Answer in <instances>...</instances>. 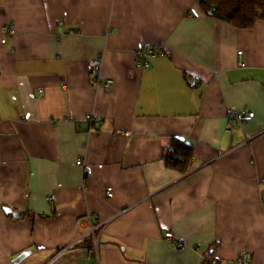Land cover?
I'll return each instance as SVG.
<instances>
[{
  "label": "crops",
  "instance_id": "1",
  "mask_svg": "<svg viewBox=\"0 0 264 264\" xmlns=\"http://www.w3.org/2000/svg\"><path fill=\"white\" fill-rule=\"evenodd\" d=\"M146 45L166 50L148 69ZM100 55L110 91L92 84ZM232 108L254 117L228 132ZM174 138L186 170L165 161ZM212 246L264 264V20L199 0H0V264H205Z\"/></svg>",
  "mask_w": 264,
  "mask_h": 264
},
{
  "label": "built area",
  "instance_id": "2",
  "mask_svg": "<svg viewBox=\"0 0 264 264\" xmlns=\"http://www.w3.org/2000/svg\"><path fill=\"white\" fill-rule=\"evenodd\" d=\"M5 31L13 32V29L5 27ZM166 55V50L163 45H146L142 47L138 52L137 57V66L141 68L148 69L151 67V61L157 56ZM240 63L242 64V52H238ZM103 68V57L102 55L93 58L89 61V69L92 74V84L96 88H104L107 91L112 90L114 81L110 78H105L102 75ZM39 92L42 94L44 92L43 88H39ZM254 117V112L251 110H239V109H230L227 115V131L232 132L235 128L241 127L244 122L250 121ZM88 122L90 123V129H99L101 125H97V119L93 114H89L87 117ZM77 164L80 165L83 170L86 168V163L84 158L80 157L77 160ZM106 193L108 197L113 196V188L107 187ZM53 195L49 196V199H53ZM86 220L90 223V228L88 235L92 237L93 245L91 249L98 250L99 244V230L101 224L94 222V215L91 212H87L85 215ZM165 241L169 243L170 246L175 248H182L185 245V242L181 239L176 238L172 230H167L163 234ZM212 246L206 253L205 264H228L225 261L221 260ZM254 258L253 253L248 250L240 251L234 259V264H253Z\"/></svg>",
  "mask_w": 264,
  "mask_h": 264
},
{
  "label": "trees",
  "instance_id": "3",
  "mask_svg": "<svg viewBox=\"0 0 264 264\" xmlns=\"http://www.w3.org/2000/svg\"><path fill=\"white\" fill-rule=\"evenodd\" d=\"M199 3L210 16L223 19L239 28H250L257 21L264 20V0H199ZM190 153L191 146L188 143L174 138L165 153V161L169 166L186 170ZM25 214L31 215L28 211ZM84 243L89 248L92 247V237L89 236Z\"/></svg>",
  "mask_w": 264,
  "mask_h": 264
}]
</instances>
